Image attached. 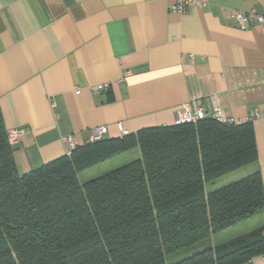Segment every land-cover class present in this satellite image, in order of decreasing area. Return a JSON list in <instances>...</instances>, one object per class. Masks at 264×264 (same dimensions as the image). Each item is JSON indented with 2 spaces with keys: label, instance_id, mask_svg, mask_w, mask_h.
<instances>
[{
  "label": "crops",
  "instance_id": "1",
  "mask_svg": "<svg viewBox=\"0 0 264 264\" xmlns=\"http://www.w3.org/2000/svg\"><path fill=\"white\" fill-rule=\"evenodd\" d=\"M252 9L264 15V0H201L182 14L172 0H0V108L7 130L21 132L19 173L100 126L116 138L119 124H174L183 106L194 111L199 100L210 112L216 99L235 122L252 120L250 170L264 182V24L242 29L233 15ZM255 217L264 226V212Z\"/></svg>",
  "mask_w": 264,
  "mask_h": 264
},
{
  "label": "trees",
  "instance_id": "2",
  "mask_svg": "<svg viewBox=\"0 0 264 264\" xmlns=\"http://www.w3.org/2000/svg\"><path fill=\"white\" fill-rule=\"evenodd\" d=\"M0 108V264H245L264 255V226L175 262L167 256L264 212L252 120L143 128L75 146L20 174ZM140 157L100 176L84 170L130 149Z\"/></svg>",
  "mask_w": 264,
  "mask_h": 264
},
{
  "label": "rangeland",
  "instance_id": "3",
  "mask_svg": "<svg viewBox=\"0 0 264 264\" xmlns=\"http://www.w3.org/2000/svg\"><path fill=\"white\" fill-rule=\"evenodd\" d=\"M140 157V150L139 148H133L130 149L124 153H121L109 160H106L100 164H97L91 168H88L80 173V179L82 181H86L90 178H94L97 176H100L112 169H115L117 167H120L122 165H125L137 158ZM253 166V164H247L243 167H240L236 170H233L219 178H215L214 180L207 182L206 188L208 190L216 189L218 187H221L222 185H225L227 183H230L233 180L239 179L246 175L248 172H250V168ZM256 217L250 218L244 221H241L237 223L236 225L229 227L228 229H225L223 231H220L212 236H210L207 239H204L194 245H191L189 247L183 248L175 253H172L167 256V262H175L177 260H180L184 257H187L189 255H192L193 253L200 251L208 246H215L222 242H226L229 239L236 237L238 235L244 234L250 230H252L256 226Z\"/></svg>",
  "mask_w": 264,
  "mask_h": 264
},
{
  "label": "built area",
  "instance_id": "4",
  "mask_svg": "<svg viewBox=\"0 0 264 264\" xmlns=\"http://www.w3.org/2000/svg\"><path fill=\"white\" fill-rule=\"evenodd\" d=\"M201 2V0H172V10L177 13H185L188 8L194 4ZM234 17L237 20V23L242 29L247 27L248 22L252 20H256L259 24H264V15L258 13L256 10H236L234 12ZM108 84H97L92 86L93 90H100L106 88ZM79 91V90H78ZM213 105L210 112H207L204 106L201 104L199 100H194L195 110H190L187 106H183L182 108L176 111V119L175 123H187V122H195L199 119L204 118L207 115H211L213 118L221 121V122H235L232 117H227L223 114L220 104L216 99H213ZM121 136H125L130 134L131 132L126 129L122 124L118 126ZM108 131L106 126H100L95 128L89 138V141L95 142L103 139L104 134ZM21 132L18 129L9 130L8 132V140L11 144H15L18 141ZM63 140L69 141L73 147L74 142L71 136H64Z\"/></svg>",
  "mask_w": 264,
  "mask_h": 264
}]
</instances>
